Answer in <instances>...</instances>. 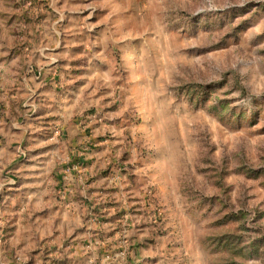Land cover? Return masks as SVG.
Segmentation results:
<instances>
[{
    "label": "rangeland",
    "instance_id": "rangeland-1",
    "mask_svg": "<svg viewBox=\"0 0 264 264\" xmlns=\"http://www.w3.org/2000/svg\"><path fill=\"white\" fill-rule=\"evenodd\" d=\"M0 264H264V0H0Z\"/></svg>",
    "mask_w": 264,
    "mask_h": 264
}]
</instances>
